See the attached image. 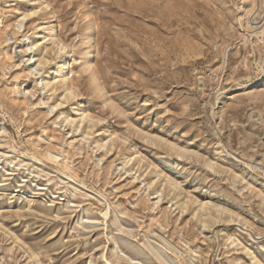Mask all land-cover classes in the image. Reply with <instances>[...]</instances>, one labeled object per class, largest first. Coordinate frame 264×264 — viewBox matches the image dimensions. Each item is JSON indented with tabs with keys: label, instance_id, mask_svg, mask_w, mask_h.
I'll use <instances>...</instances> for the list:
<instances>
[{
	"label": "rangeland",
	"instance_id": "rangeland-1",
	"mask_svg": "<svg viewBox=\"0 0 264 264\" xmlns=\"http://www.w3.org/2000/svg\"><path fill=\"white\" fill-rule=\"evenodd\" d=\"M0 264H264V0H0Z\"/></svg>",
	"mask_w": 264,
	"mask_h": 264
},
{
	"label": "bare ground",
	"instance_id": "bare-ground-1",
	"mask_svg": "<svg viewBox=\"0 0 264 264\" xmlns=\"http://www.w3.org/2000/svg\"><path fill=\"white\" fill-rule=\"evenodd\" d=\"M35 8V7H34ZM33 8V9H34ZM38 10V9H37ZM31 13V12H30ZM34 13V12H33ZM2 20V19H1ZM51 21V20H50ZM22 20H19V21H17L16 22V24H15V27H17L18 29H20L21 27H22ZM39 27V26H38ZM38 29V28H37ZM35 31H37V30H35ZM39 31V30H38ZM13 32V31H12ZM16 36H17V34H16ZM26 36V35H25ZM24 36V37H25ZM90 36V35H89ZM27 37V36H26ZM38 37V36H37ZM30 39H32V38H30ZM46 39V38H45ZM23 41V40H22ZM21 41V42H22ZM38 42H40V41H38ZM24 43V42H23ZM27 43V42H26ZM55 44V43H54ZM90 44H92V43H90ZM59 45H61L60 43H59ZM32 46H34V44H32V45H25V50H24V52L25 51H31L32 50ZM16 50V49H15ZM68 51V50H67ZM32 52V51H31ZM25 54V53H24ZM89 54V53H88ZM20 55V54H19ZM22 55V54H21ZM26 56H27V58L25 59V61H26V63H27V67H28V72L29 73H33V71L35 72V71H37V73L40 75H42L43 74V71L42 70H40V69H38V65L37 66H35L36 65V63H35V65H32V64H30V61L32 60V58L29 56V53L28 52H26V54H25ZM18 56V55H17ZM45 56V55H44ZM35 57V56H34ZM67 57V55L66 54H64V59L62 60V61H59L58 63H57V65L59 66V68H63L64 66H65V58ZM89 57V55L87 56V58ZM11 58H12V56H11ZM21 60V59H20ZM19 60V61H20ZM37 61V60H36ZM42 65V64H41ZM40 65V66H41ZM54 66V65H53ZM67 66V65H66ZM42 67V66H41ZM56 68H58V67H56ZM48 72V71H47ZM52 72V71H51ZM31 73V74H32ZM36 73V74H37ZM64 73V72H63ZM68 73V72H67ZM37 76V75H36ZM57 78V77H56ZM55 78V79H56ZM19 79V78H18ZM40 79V78H39ZM17 80V79H16ZM19 82V81H18ZM23 83V82H22ZM36 86V85H35ZM49 86V82L48 81H46L45 83H44V86L43 87H48ZM37 88V87H36ZM11 89V88H10ZM22 89V88H21ZM42 90V89H41ZM72 90V89H71ZM18 91V90H17ZM28 91V90H27ZM43 92V91H42ZM63 93V92H62ZM25 94H26V92H25ZM70 94H71V92H70ZM24 95V94H23ZM29 97V96H28ZM16 98V97H15ZM17 99V98H16ZM61 102V101H60ZM62 103V102H61ZM80 105V104H79ZM48 112V111H47ZM85 112H87V111H85ZM85 114V113H84ZM87 114V113H86ZM81 116H82V114H81ZM91 116V115H90ZM79 119H80V117L79 116H77ZM83 117V119H85V117H87V116H82ZM81 117V118H82ZM93 117V116H92ZM91 118V117H90ZM87 119H88V117H87ZM99 119V118H98ZM97 119V120H98ZM91 120H92V118H91ZM66 121H69V119L68 118H66ZM86 121V120H85ZM94 121V123H95V121H96V119H94L93 120ZM90 122V121H89ZM99 122V121H98ZM93 123V124H94ZM96 123H97V121H96ZM96 123H95V125H96ZM91 124V123H90ZM89 127H91V126H89ZM76 130V129H75ZM112 136V135H111ZM114 138V137H113ZM125 141V140H124ZM113 142V141H112ZM80 146V145H79ZM55 155V154H54ZM130 155V154H129ZM134 157H136V156H133V158ZM135 159V158H134ZM159 173V172H158ZM173 187H174V185H173ZM172 187V188H173ZM174 189V188H173ZM158 202V201H157ZM205 205V204H204ZM200 208V207H199ZM106 215V214H105ZM208 217H210V215L208 216ZM231 220V219H230ZM245 222V221H244ZM237 223V222H236ZM242 223V222H241ZM246 223V222H245ZM239 225V224H238ZM241 226V225H240ZM246 227V226H245ZM244 227V228H245ZM247 228V227H246ZM243 228L241 227L240 228V230H242ZM259 234V232H254V233H251L250 231H249V236H250V238H253V239H260V235H258ZM250 252V251H249ZM252 254V253H251Z\"/></svg>",
	"mask_w": 264,
	"mask_h": 264
}]
</instances>
